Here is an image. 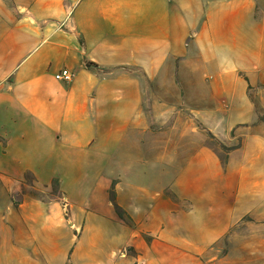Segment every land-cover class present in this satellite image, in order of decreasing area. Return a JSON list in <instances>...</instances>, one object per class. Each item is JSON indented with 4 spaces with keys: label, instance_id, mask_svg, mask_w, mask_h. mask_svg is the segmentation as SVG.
<instances>
[{
    "label": "crops",
    "instance_id": "obj_1",
    "mask_svg": "<svg viewBox=\"0 0 264 264\" xmlns=\"http://www.w3.org/2000/svg\"><path fill=\"white\" fill-rule=\"evenodd\" d=\"M263 118L264 0H0V264H264Z\"/></svg>",
    "mask_w": 264,
    "mask_h": 264
},
{
    "label": "rangeland",
    "instance_id": "obj_2",
    "mask_svg": "<svg viewBox=\"0 0 264 264\" xmlns=\"http://www.w3.org/2000/svg\"><path fill=\"white\" fill-rule=\"evenodd\" d=\"M184 69L181 67H178L176 69V73L174 74V78L176 79L175 83H162V84H156L151 86V90L153 91V103L154 104H160L164 109H177V110H184L185 109V98H184V92H185V85L183 83V76ZM198 103V102H197ZM194 108H198V105H193ZM228 117L223 116V118L219 119L220 122H224V124H220L222 127L229 126ZM264 121V118H263ZM217 121L212 123L215 125ZM197 126L200 127L199 123H195ZM204 130L205 135L208 137V144L210 148L214 149L218 155L220 156V159L224 162V159H228V155L232 151L233 148L229 146L226 142L218 138L216 135H213L209 133V131L205 128H200ZM237 129L234 130V132L231 133V135L234 137L237 134L240 133ZM234 141L235 147L240 146L242 144V138H237ZM38 197L44 199V200H53V199H59L60 194L58 192V189L56 186L52 184L50 194L47 195L45 193H42V195L38 194Z\"/></svg>",
    "mask_w": 264,
    "mask_h": 264
},
{
    "label": "built area",
    "instance_id": "obj_3",
    "mask_svg": "<svg viewBox=\"0 0 264 264\" xmlns=\"http://www.w3.org/2000/svg\"><path fill=\"white\" fill-rule=\"evenodd\" d=\"M56 80L71 83L75 78V73L64 69L55 75Z\"/></svg>",
    "mask_w": 264,
    "mask_h": 264
},
{
    "label": "trees",
    "instance_id": "obj_4",
    "mask_svg": "<svg viewBox=\"0 0 264 264\" xmlns=\"http://www.w3.org/2000/svg\"><path fill=\"white\" fill-rule=\"evenodd\" d=\"M226 163H227V160L224 159V164H226ZM52 184H53L54 186H56L57 189L59 188V181H58L57 179H55V180L52 182Z\"/></svg>",
    "mask_w": 264,
    "mask_h": 264
}]
</instances>
